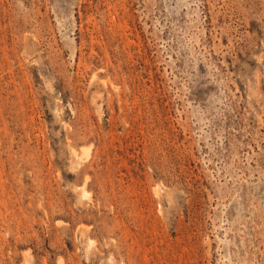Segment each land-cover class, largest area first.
I'll return each mask as SVG.
<instances>
[{"label":"rangeland","instance_id":"obj_1","mask_svg":"<svg viewBox=\"0 0 264 264\" xmlns=\"http://www.w3.org/2000/svg\"><path fill=\"white\" fill-rule=\"evenodd\" d=\"M0 264H264V0H0Z\"/></svg>","mask_w":264,"mask_h":264}]
</instances>
